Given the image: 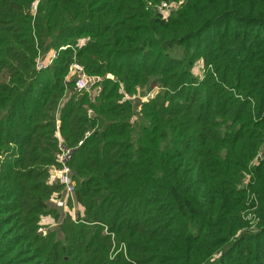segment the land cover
Here are the masks:
<instances>
[{"label": "trees", "instance_id": "1", "mask_svg": "<svg viewBox=\"0 0 264 264\" xmlns=\"http://www.w3.org/2000/svg\"><path fill=\"white\" fill-rule=\"evenodd\" d=\"M0 264H264V0H0Z\"/></svg>", "mask_w": 264, "mask_h": 264}, {"label": "built area", "instance_id": "2", "mask_svg": "<svg viewBox=\"0 0 264 264\" xmlns=\"http://www.w3.org/2000/svg\"><path fill=\"white\" fill-rule=\"evenodd\" d=\"M177 5V2L172 1L169 3H164L163 5L159 6V12L163 15L166 16L170 9L172 7H175ZM70 45H64L58 49H53L48 52L46 55V58H41L38 57L36 61V67L38 69L50 66L56 56L58 55V51L61 49H65L66 47H69ZM70 76L75 77V82H74V89H76L79 92L83 91H90L94 87V83L98 81V77L90 76L87 75L86 72L83 69V66L76 61L75 57L73 56V61L69 65L68 68V75L66 78H69ZM109 77H112L111 75L108 74ZM151 95V92L148 93L147 95ZM146 96V95H145ZM130 99L136 98L135 95H132L128 97ZM87 114L90 116L92 114V110L89 109L87 111ZM91 133V130H87L84 134V136H88ZM81 143V141L79 142ZM61 147V152L58 155V162L59 165L53 166L51 168V173L54 179H56L60 184H62L64 192L67 194L66 196H73L74 191H75V183L72 178V170L70 166L67 164L68 157L70 155V150L68 148H64L63 146Z\"/></svg>", "mask_w": 264, "mask_h": 264}, {"label": "rangeland", "instance_id": "3", "mask_svg": "<svg viewBox=\"0 0 264 264\" xmlns=\"http://www.w3.org/2000/svg\"><path fill=\"white\" fill-rule=\"evenodd\" d=\"M32 9H35V5H32ZM82 40H84V39H82ZM79 43L81 44L82 42L81 41H79ZM48 54V53H47ZM46 54V55H47ZM42 55H44V54H42ZM46 55L45 56H41V58L43 59V58H46ZM192 72H193V74L194 75H197L198 77L199 76H201L202 74H203V63H202V61L200 60V61H197L195 64H194V66H193V68H192ZM74 77V76H73ZM152 86V85H151ZM96 87V86H95ZM98 87H100V86H98ZM141 88V90H143L144 91V93H141L140 92V89ZM153 88H155V89H150L149 91H145L142 87H139L138 88V90H137V92L136 93H134V95L136 96V98H134V100L135 99H139L140 101H148V99H150L151 97H153L154 95H156L157 94V92H159L160 91V88L159 87H153ZM98 89V88H97ZM148 90V89H147ZM97 92V91H96ZM151 92V95L149 94V95H147L148 93H150ZM146 95V96H145ZM130 96H132V94H126V98H128V97H130ZM139 106H140V104H136V108H135V112H134V114L130 117V121L131 122H133L135 119H137L138 118V115H139ZM67 194L64 192V189L63 190H61V195H60V197L59 196H57V197H51V199H49V202H48V205H49V207L52 209V210H54V211H56L57 209H60L61 211L59 212V213H64L65 211H69L70 213H73V217H77V210H80V211H82L83 210V207L81 206V205H79V204H76L75 203V201L73 202V205L72 206H69V204H68V199H67V196H66ZM56 208V209H55ZM60 214V215H61ZM253 215L251 214V213H249V217H252ZM52 218V217H51ZM61 218V217H60ZM44 222H47V223H44L43 225H42V230H45V231H47V230H49V229H52V228H54L57 224H59V221H57V222H54V223H52V222H49L48 223V221H44ZM106 230H104V232H105ZM110 240H111V249L113 250H115V241L113 240V236L111 235L110 236ZM119 249V248H118Z\"/></svg>", "mask_w": 264, "mask_h": 264}, {"label": "crops", "instance_id": "4", "mask_svg": "<svg viewBox=\"0 0 264 264\" xmlns=\"http://www.w3.org/2000/svg\"><path fill=\"white\" fill-rule=\"evenodd\" d=\"M44 221H48V222H50L51 219H50V218H44V219H42V222H43V223H47V222H44Z\"/></svg>", "mask_w": 264, "mask_h": 264}]
</instances>
